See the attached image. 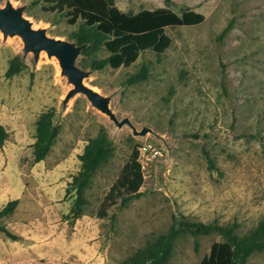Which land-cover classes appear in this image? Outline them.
I'll list each match as a JSON object with an SVG mask.
<instances>
[{
	"label": "rangeland",
	"instance_id": "obj_1",
	"mask_svg": "<svg viewBox=\"0 0 264 264\" xmlns=\"http://www.w3.org/2000/svg\"><path fill=\"white\" fill-rule=\"evenodd\" d=\"M7 0H0V6ZM49 35L76 42L82 18L69 22L67 9L51 10L46 0H9ZM122 12L167 7L177 14L203 15L196 25L167 26L162 52H139L128 67L101 68L109 55L103 43L77 56L88 71L84 82L110 97V108L129 125L116 126L82 93L63 104L72 87L54 57L24 53L19 36L0 32V207L19 200L2 219L14 234L0 233V264H127L139 249L188 221L237 223L240 236L264 219V0H114ZM231 22L225 37L221 30ZM17 56L21 69L5 71ZM145 79H127L142 66ZM53 110L58 134L43 160L33 162L35 122ZM106 132L111 153L83 188L82 212L67 215L76 197L70 181L80 168L87 142ZM139 147L143 183L138 196L120 206L121 196L98 215L133 148ZM216 232L181 231L166 264H199ZM246 264H264V250Z\"/></svg>",
	"mask_w": 264,
	"mask_h": 264
},
{
	"label": "trees",
	"instance_id": "obj_2",
	"mask_svg": "<svg viewBox=\"0 0 264 264\" xmlns=\"http://www.w3.org/2000/svg\"><path fill=\"white\" fill-rule=\"evenodd\" d=\"M46 1L52 3L51 10L67 9L70 23H74L79 17L83 19L79 30L73 36L77 44L87 43L81 52L90 46L103 43L109 55L104 59L95 60L92 64L94 68H101L105 64L112 68L128 67L137 59L139 52L146 49L162 53L171 42V38L164 32L165 27L196 25L203 20L200 12L185 10L177 14L167 7L143 9L136 13L122 12L114 5V0ZM231 27L232 24L229 22L221 30L218 38L225 37ZM21 66L20 59L15 56L10 60L5 76L11 77L18 73ZM146 76L147 67L143 65L137 73L127 79V82H136L145 79ZM53 116V110L49 109L43 111L35 122V140L32 149L34 163L45 158L58 134V127L53 122ZM6 136L7 131L0 124V146ZM111 150L107 133L102 132L91 138L82 153L78 155L80 168L70 181V187L67 188L68 190L73 188L76 191V197L67 215L77 217L81 214L83 188L90 175L106 161ZM142 183L143 173L138 147L133 148L116 181L105 194L98 215L105 216L106 208L112 205L118 196H121L120 206H124L131 198L138 196ZM18 202L17 198L10 199L0 207V233L12 240H17L18 236L2 223V219L15 211ZM236 228V222L221 225L216 221L205 223L181 218L167 233L161 234L154 242L139 249L127 264H166L172 243L181 231L193 235L216 232L223 238L222 241L212 243L208 254L202 257L199 264H246L247 258L253 252L264 250V219L246 236H240Z\"/></svg>",
	"mask_w": 264,
	"mask_h": 264
},
{
	"label": "water",
	"instance_id": "obj_3",
	"mask_svg": "<svg viewBox=\"0 0 264 264\" xmlns=\"http://www.w3.org/2000/svg\"><path fill=\"white\" fill-rule=\"evenodd\" d=\"M24 6H14L9 0L0 6V32L4 37L17 35L23 44L24 53L31 52L34 59L44 51L48 57H54L60 69V74L72 87L63 98L65 104L75 93H82L90 104L108 116L118 127L127 124L134 134H145L149 128L143 127L137 130L128 117L118 119L110 108V97L101 94L93 86L84 82L88 71L77 65L76 59L81 49L87 43L77 44L63 38L54 37L47 33L46 28L33 26L32 21L23 14Z\"/></svg>",
	"mask_w": 264,
	"mask_h": 264
},
{
	"label": "bare ground",
	"instance_id": "obj_4",
	"mask_svg": "<svg viewBox=\"0 0 264 264\" xmlns=\"http://www.w3.org/2000/svg\"><path fill=\"white\" fill-rule=\"evenodd\" d=\"M33 26H34V24H33Z\"/></svg>",
	"mask_w": 264,
	"mask_h": 264
}]
</instances>
